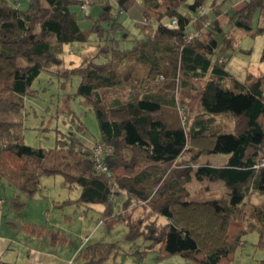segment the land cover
<instances>
[{
    "label": "trees",
    "instance_id": "16d2710c",
    "mask_svg": "<svg viewBox=\"0 0 264 264\" xmlns=\"http://www.w3.org/2000/svg\"><path fill=\"white\" fill-rule=\"evenodd\" d=\"M227 1L235 0H210L206 10L204 0H139L142 19L133 21L129 37L121 17L136 0H96L94 16L85 0H27L25 6L0 0V178L17 190L11 205L22 209L21 194L33 197L43 175L60 174L64 186L80 188L65 201L99 203L107 229L123 222L127 240L142 238L143 246L131 251L138 259L152 252L157 258L227 264L241 234L254 228L264 249V205L248 203L252 191H264V70L239 80L226 69L224 53L235 41L220 21L226 14L228 24L251 30L255 14L264 17V0H243L229 15L222 9ZM263 30L257 23L254 31ZM90 41L96 51L76 65L64 63L65 45ZM125 41L130 45L123 46ZM43 69L80 76L77 93L90 103L98 124L92 146L108 151L96 157L92 147L81 149L75 137L63 134L51 147L24 142V100L35 93L31 84ZM191 95L199 100L198 110ZM227 111L232 131L220 119ZM210 153L228 157L221 165L199 161ZM191 177L206 189L207 182L221 181L227 198L195 199L186 185ZM250 213L252 222L244 218ZM233 218L244 226L231 237ZM20 228L44 232L30 222ZM50 232L52 240L59 238ZM117 246L84 243L76 259L99 264Z\"/></svg>",
    "mask_w": 264,
    "mask_h": 264
},
{
    "label": "rangeland",
    "instance_id": "374dc122",
    "mask_svg": "<svg viewBox=\"0 0 264 264\" xmlns=\"http://www.w3.org/2000/svg\"><path fill=\"white\" fill-rule=\"evenodd\" d=\"M16 1L22 6L27 4V0ZM192 1L186 0L187 3ZM209 2L210 0H204L203 2L206 10ZM234 2L227 1L222 6V9L228 15L232 13ZM86 4L90 5V12L94 16L98 10V2L96 0H88ZM139 6V0H136L135 4L121 17V20L129 29V37L135 29L133 21H141L142 19ZM181 8L183 11L186 10L185 5ZM227 17L226 14L221 15L220 21L224 25V32L233 35L235 42L234 48H230L224 53V59L225 57L227 58L226 69L241 80H244L248 72L257 75L264 70V61L260 59L264 43V30L260 32H255L254 30L257 23L264 25V17L258 18L257 14H255L251 30L234 26L232 23L228 24ZM90 20L87 19V23H91ZM113 33L110 28L107 36L110 37ZM116 35L117 37L120 36L119 33ZM220 36H218V39ZM124 45H130V42L125 41ZM96 48L95 41H90L87 44L71 43L65 45L63 49L64 63L67 66L76 65L80 62L82 56L92 54L96 51ZM79 81L80 76L78 74H72L70 77L64 78L55 72L41 70L31 84V87L36 90L35 93L25 97L24 100L23 139L26 144L51 147L55 145L56 138L63 134L64 137H75L78 140V147L81 149H90L92 147L95 139L98 138V124L90 103L84 96L77 93ZM190 97L193 98L191 107L194 110H198L200 103L197 96L191 95ZM223 116L225 117L220 119L223 120L224 125H227L226 131H232V123L229 119L232 114L227 111V113H223ZM260 119L264 126V116L260 117ZM225 155L224 153L201 155L199 161L208 160L218 163ZM171 167L178 168L175 164H172ZM62 180L60 174L43 175L40 189L35 192L33 197L25 198L26 202H28L25 212L32 215L31 217L34 221L42 226L44 225V232L48 229L54 232L59 237L60 243L68 244L71 253L82 243L95 241L116 242L118 246L113 256L101 264L148 263L147 256L143 259H138L131 254L132 250L143 246L142 238H137L133 241L127 240L125 235L128 232V227L123 222H118L107 229L100 220L103 206L99 203L84 205L65 201L76 198L80 188L77 186L72 188L64 186ZM204 184L206 183L191 177L186 185L190 194L197 200L215 197L227 198V187L221 181L207 182L208 189L203 187ZM248 203L258 206L264 205V191H252L248 198ZM244 218L251 220V222L253 220L251 213L246 214ZM243 226V220L233 218L229 225V235L234 237ZM258 236L256 228L247 229L242 233V241L230 255L227 264H259L260 260L264 258V249L256 243ZM73 256V264H79L80 261L76 259V253Z\"/></svg>",
    "mask_w": 264,
    "mask_h": 264
},
{
    "label": "crops",
    "instance_id": "0c3cea01",
    "mask_svg": "<svg viewBox=\"0 0 264 264\" xmlns=\"http://www.w3.org/2000/svg\"><path fill=\"white\" fill-rule=\"evenodd\" d=\"M241 4L243 0H235L232 9H237ZM227 157L228 154L218 163L209 162L213 165H221ZM16 192L17 190L10 182L0 178V264H73V254L75 255L84 243L71 253L67 243L65 245L60 243L58 238L51 239L50 229L38 235L20 228L23 222L39 223L32 219V215L25 212L28 202L23 194L20 195L25 201L22 209L17 210L11 205V198ZM146 256L148 262L146 264H196L180 255L157 258L155 253L151 252Z\"/></svg>",
    "mask_w": 264,
    "mask_h": 264
},
{
    "label": "built area",
    "instance_id": "2783aa9c",
    "mask_svg": "<svg viewBox=\"0 0 264 264\" xmlns=\"http://www.w3.org/2000/svg\"><path fill=\"white\" fill-rule=\"evenodd\" d=\"M86 2H88V0H85ZM86 2H85V5H86ZM172 22H175L174 20H172ZM109 148H103L99 145H94L92 146V153L94 154V156L98 157L100 156L104 151H108ZM259 164L260 165H264V148L262 149V152L259 156Z\"/></svg>",
    "mask_w": 264,
    "mask_h": 264
}]
</instances>
